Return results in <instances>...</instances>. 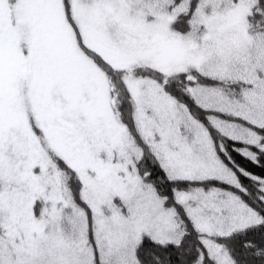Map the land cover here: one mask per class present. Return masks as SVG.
Wrapping results in <instances>:
<instances>
[{"label": "snow or ice", "instance_id": "obj_1", "mask_svg": "<svg viewBox=\"0 0 264 264\" xmlns=\"http://www.w3.org/2000/svg\"><path fill=\"white\" fill-rule=\"evenodd\" d=\"M0 264H264V0H0Z\"/></svg>", "mask_w": 264, "mask_h": 264}]
</instances>
